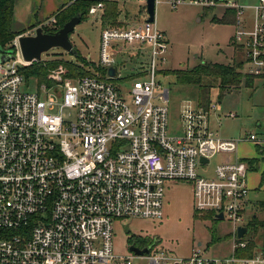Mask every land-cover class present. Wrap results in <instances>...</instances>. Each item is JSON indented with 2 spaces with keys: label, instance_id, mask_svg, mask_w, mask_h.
<instances>
[{
  "label": "built area",
  "instance_id": "built-area-1",
  "mask_svg": "<svg viewBox=\"0 0 264 264\" xmlns=\"http://www.w3.org/2000/svg\"><path fill=\"white\" fill-rule=\"evenodd\" d=\"M229 2L226 8L237 11L233 46L243 55V72L263 78L264 0L252 7ZM167 3L176 8L184 0ZM191 4L216 5L213 0ZM98 12L103 14V3L92 6L89 15ZM147 18L142 28L103 27L97 70L77 78L63 67L53 70L56 84L49 91L22 88L25 69L38 61L24 60L19 39L4 49L13 50L15 58L0 64V264H115L121 257L114 254V223L162 219L168 181L191 184L196 215L220 220L222 214L231 222L233 256L206 257L200 244L189 257L178 258L152 244L138 247H151L149 256L132 253V258L147 264H264V229L259 240L245 239L253 166L237 155L243 143L264 149V136L249 133L233 140L211 132L214 106L208 112L187 102L173 117L169 91L157 82L169 42ZM50 24H56L55 17ZM125 46L140 47L134 57H150L130 88V103L108 75L109 68L118 67L113 52ZM56 108L60 115L50 113ZM66 109L74 110V122L64 118ZM217 155L227 158L210 171ZM240 227L247 228L241 238ZM250 241L256 243L253 255L235 256ZM123 260L132 264L130 257Z\"/></svg>",
  "mask_w": 264,
  "mask_h": 264
},
{
  "label": "rangeland",
  "instance_id": "rangeland-1",
  "mask_svg": "<svg viewBox=\"0 0 264 264\" xmlns=\"http://www.w3.org/2000/svg\"><path fill=\"white\" fill-rule=\"evenodd\" d=\"M167 1L157 0L154 24L160 32L165 34L169 42L167 61L164 65L159 66L157 82L163 90L169 91V106L173 117L176 118L175 114L180 112L182 106L187 102L196 106L200 104L208 112H210L211 106H214L208 121L211 132L219 134L225 139L233 140H239L247 133L264 134V78H256L253 88H246L242 85L220 98L219 81L206 79L201 94L196 86L178 83L172 73L177 70H190L203 61L219 64L242 62L244 68L243 55L233 46L235 25L223 22L228 12L227 9H229L226 8L228 1L213 0L216 5L207 8L191 4L193 0H184L183 4L173 8ZM229 1V3L235 2L241 7H252L259 2V0ZM144 8H146V0H119L120 19L127 20L125 21L126 26L142 28L146 19L141 13ZM249 13L247 11L246 16ZM101 15V12L96 15H88L87 19L77 25L70 35V41L78 52L77 57L55 48L43 54L41 60L28 68L46 67L50 62L58 61L86 67L89 71H93L92 66L95 63L98 64L100 60V37L103 29ZM51 25L48 20L36 23L34 26L45 32ZM113 27L118 26L114 25ZM18 28L13 26V31L19 35L8 45L10 48H14L18 39L27 36V33L29 36L36 32V29H32V27L29 28V32H18L16 31ZM139 49L138 46H125L122 52H113L114 55L117 54L116 61L120 73L119 78L113 83L119 88L122 97L128 103H130V88L137 79V74L147 70L150 65L148 53L134 57L137 52H140ZM61 67L70 76V71L60 65L49 70L47 78L50 83L46 84L40 83L36 75L29 72L24 78L22 88L31 92H40L41 87L45 86L49 91L56 84L50 79V73ZM165 71H168L169 74H164ZM211 87L213 88L211 89ZM44 97L45 95H42V99ZM54 98L56 99V96ZM60 112L56 108L50 113L60 115ZM63 116L66 120L73 122L75 120L74 110H64ZM255 149L253 144L243 143L239 146L237 155L243 159H252L257 154ZM224 158L223 155H217L212 159L209 170L214 169ZM263 171L264 163L260 162L258 172H251L248 177V186L252 192L249 196L251 204L246 211V223L252 219L253 214L264 219V207L262 206L264 204V181L262 182L261 175ZM164 188V217L162 219L130 218L117 220L114 223V254L121 257V260L117 259L115 264H122L125 257H130L132 264H147L144 259L132 258L134 255L129 251V248L132 240L148 239L154 244V249L175 255L178 258L189 257L193 249L201 244L206 257L230 259L233 256L234 234L231 222L227 219L213 222L207 216L196 217L194 194L192 186L188 182L168 181ZM212 236H214V241H212ZM254 237H257V240L260 239L252 229L245 235L247 240Z\"/></svg>",
  "mask_w": 264,
  "mask_h": 264
},
{
  "label": "trees",
  "instance_id": "trees-1",
  "mask_svg": "<svg viewBox=\"0 0 264 264\" xmlns=\"http://www.w3.org/2000/svg\"><path fill=\"white\" fill-rule=\"evenodd\" d=\"M99 3L104 4V12L102 14L103 27H113L114 25L118 27L126 26L125 21L127 20L122 21L120 19L121 11L119 9V0H74L72 4L62 8L54 15V17L56 18V24L53 27L48 28L45 32L54 35L58 33L64 27L65 24H67L77 16H80V23H82L87 19L90 8ZM15 4L16 0H0V49H6L8 45L12 43L14 38L19 35L13 31ZM227 10L228 12L224 17L223 22L234 24L236 20L237 11L235 9ZM141 13L144 14V17H147L146 8H144ZM35 27L36 26H33L32 29ZM60 65L66 67L70 71V76L74 78L84 77L93 74L92 71H89L88 69H86V67L83 68L75 64L62 63L58 61L50 62L49 64H47L46 67L40 66L34 68H26L25 73L27 75V73L32 72V74L34 73L39 79L40 83L49 84L50 82L47 78L49 70L57 68ZM92 69L97 70L95 64L94 66H92ZM100 72H102V70H100ZM167 72L168 71H165L164 74H166ZM172 73L175 75L178 83L196 86L199 88L201 94L203 92L204 82L206 79H213L215 81H219L218 88L220 91V98L232 89H237L242 85H244L246 88H253L255 79L261 78L244 74L243 63H238L235 61L232 64H219L203 61L190 70H177ZM212 88L213 87H211V89ZM200 102L205 103L203 101ZM257 151L258 153H260V155L262 156V160L264 161V149L258 148ZM250 163L252 166L253 164L259 165L260 161L250 160ZM253 169L256 168H254L253 166ZM263 181L264 171L262 173V182ZM202 216H207L208 218L212 219L213 222L218 221L213 218L212 214L209 213H206ZM202 216L196 215V217ZM249 228L254 231L255 235H258L259 231L261 229H264V224H258L256 221H252L249 224ZM212 241H214V236H212ZM130 244H137V246L146 247L152 245V241L150 239L143 241L132 240ZM255 247L256 243L254 241H250L248 248L245 250L237 249L235 251V256L250 257L253 255Z\"/></svg>",
  "mask_w": 264,
  "mask_h": 264
},
{
  "label": "water",
  "instance_id": "water-1",
  "mask_svg": "<svg viewBox=\"0 0 264 264\" xmlns=\"http://www.w3.org/2000/svg\"><path fill=\"white\" fill-rule=\"evenodd\" d=\"M229 1V0H227ZM147 22L153 24L155 22L156 0H146ZM81 22L80 16L73 18L70 22L56 34L45 33L41 28L36 29L34 35L23 36L19 38V45L21 53L25 61H39L43 54L48 53L50 50L59 48L72 56L77 57L78 52L70 41V35L74 32L77 25ZM15 58L13 50L0 49V64L6 63ZM108 75L112 79H117L119 76V69L117 66L109 68ZM205 162V160H203ZM218 219H223V215L217 216ZM247 232V228L240 227L238 229V237L241 238ZM200 245V244H199ZM131 253L138 256L150 255L151 247L140 249L135 245L129 248Z\"/></svg>",
  "mask_w": 264,
  "mask_h": 264
},
{
  "label": "crops",
  "instance_id": "crops-1",
  "mask_svg": "<svg viewBox=\"0 0 264 264\" xmlns=\"http://www.w3.org/2000/svg\"><path fill=\"white\" fill-rule=\"evenodd\" d=\"M73 1L74 0H16L13 26L19 27L16 30L18 32H23V31L29 32L30 31L29 28L33 27L36 23H39V22L41 23V22L48 21V20L50 21L52 18H54V15L59 10L68 6ZM28 34L29 33H27L26 35ZM259 135L264 136V134H259ZM255 148H256L255 152L257 153L255 154V157H253L252 159H246V160H257V161H260L261 163H264V161L262 160V156L257 151L258 147L255 146ZM226 158L227 156H225L224 160ZM253 166L256 169H253L252 172H256V171L258 172L259 165L253 164ZM262 173L263 172H261V175ZM251 192H252V189L250 193ZM249 204H251V197H250ZM262 206L264 207V204ZM251 214H252V210H251ZM248 221L250 222L256 221L258 224L259 223L264 224V219L259 218L256 214H253L252 219Z\"/></svg>",
  "mask_w": 264,
  "mask_h": 264
},
{
  "label": "flooded vegetation",
  "instance_id": "flooded-vegetation-1",
  "mask_svg": "<svg viewBox=\"0 0 264 264\" xmlns=\"http://www.w3.org/2000/svg\"><path fill=\"white\" fill-rule=\"evenodd\" d=\"M133 245H135V246H137V244H133ZM138 247V246H137ZM144 248V247H143Z\"/></svg>",
  "mask_w": 264,
  "mask_h": 264
}]
</instances>
